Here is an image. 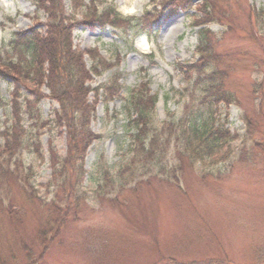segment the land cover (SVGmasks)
I'll return each mask as SVG.
<instances>
[{"label": "rangeland", "instance_id": "374dc122", "mask_svg": "<svg viewBox=\"0 0 264 264\" xmlns=\"http://www.w3.org/2000/svg\"><path fill=\"white\" fill-rule=\"evenodd\" d=\"M83 3L105 24L92 30L77 24L71 35L76 48L96 52L106 64L89 84L94 92L88 100L96 113L90 130L100 138L86 151L80 183L49 187L48 150L55 147L64 156L65 137L38 131L40 160L28 147L33 141L32 121L24 123L28 149L20 158L30 167L29 183L42 201L29 203L14 187L17 208L8 215L3 208L7 202H2L0 264H264V15L254 17L259 11L264 14V0ZM63 4L66 15L81 22L70 0ZM37 22L44 23L45 17L30 0H0V48L14 33ZM201 22L216 38L215 52L228 54L225 84L237 104L229 106L227 117L221 109L215 124L227 120L225 127L235 139L218 150L217 157L227 153L225 158L190 164L175 156L186 143L178 129L179 139L175 131H164L152 160L140 162L138 156L132 161L134 130L125 106L130 91L141 84L158 99L152 127L156 132L164 122L185 131L190 122L200 126L208 118V110L196 100L191 109H184L189 99L179 96L185 83L176 70V64L199 59L197 24ZM139 40L145 48L137 45ZM84 58L90 69L93 62ZM110 85L116 94L104 98ZM255 87L259 92L254 95ZM11 92L12 87L0 81L2 128L10 125ZM41 92L48 95L44 87ZM37 108L42 120H48L58 105L44 98ZM244 115L252 129L246 128ZM182 119L187 121L181 123ZM67 177L74 182L70 171ZM56 213L62 226L44 251L38 234L55 227Z\"/></svg>", "mask_w": 264, "mask_h": 264}, {"label": "trees", "instance_id": "16d2710c", "mask_svg": "<svg viewBox=\"0 0 264 264\" xmlns=\"http://www.w3.org/2000/svg\"><path fill=\"white\" fill-rule=\"evenodd\" d=\"M30 1L36 12L44 15L45 22H37L26 31L14 33L10 41L0 48V81L12 87L9 102L10 125L3 128L0 126V205L3 201L7 202V205L2 207L8 215L12 208H17L12 200L14 187L29 203L38 204L42 201L29 183L32 176L30 167H25L20 158L23 149L32 146L36 157L43 160L38 131H55L66 140L64 156H60L55 147L48 150L51 172L49 187L51 184L63 187L68 181L80 183L81 178L85 176L82 164L86 151L100 138L90 130L89 123L96 113L94 105L88 100L89 95L94 92L89 84L93 81L92 76H96L98 69L104 68L106 64L96 52L76 48L71 35L77 24L85 25L91 30L94 27L102 29L105 24L94 14H90V9L83 0H70V8L73 14L82 17L81 22L73 21L74 16L66 15L63 0ZM261 13L263 11H259L254 17L264 15ZM88 17H91V20H88ZM206 24H197L199 29L196 52L199 59L194 64H176V70L185 83L179 96L189 99L184 109H191L196 100L200 108L208 110L207 120L200 126L192 121L185 131L176 128L171 122H164L167 124L161 128L163 131L156 132L152 127L158 99L149 96L146 84H141L136 90L130 91L125 106L128 122L134 130L131 135L134 155L132 161L138 156L140 162L152 160L158 136L170 130L175 131L176 136L177 129L186 142L182 150L176 149L175 156L178 160L186 159L188 163L193 164V161L211 158L214 163L226 157L227 153L217 157L221 154L218 150L228 147L230 140L235 139V134H231L225 127L227 120L217 125L215 117L221 109H224L227 117L229 106L237 104V99L225 84L227 73L230 71L229 63L226 64L229 61L228 54L223 56L215 52L216 38L203 27ZM85 56L93 62L90 69L86 67ZM43 87L48 91V95L41 92ZM113 88L114 86L110 85L105 89L104 98H111L116 94ZM258 89L259 87H255L252 94H257ZM44 98H49L58 105L53 117L48 120H42L37 108ZM244 117L246 128L250 129L251 122L246 115ZM29 120L32 121L34 134L30 133L33 141L26 147L27 129L24 123ZM185 121L187 120L182 119L181 123ZM67 171L72 173L74 182L67 177ZM103 173L108 176L107 172ZM52 207L58 211L56 205ZM56 215L59 221L52 220L55 227L38 234L44 251L52 244L55 234L62 226L59 214ZM11 217L15 218L14 213Z\"/></svg>", "mask_w": 264, "mask_h": 264}, {"label": "bare ground", "instance_id": "6f19581e", "mask_svg": "<svg viewBox=\"0 0 264 264\" xmlns=\"http://www.w3.org/2000/svg\"><path fill=\"white\" fill-rule=\"evenodd\" d=\"M137 45H139L141 48H145L146 45L144 44V42L142 40H139Z\"/></svg>", "mask_w": 264, "mask_h": 264}]
</instances>
